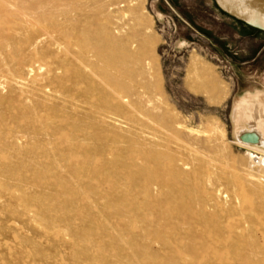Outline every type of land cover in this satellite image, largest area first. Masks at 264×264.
Segmentation results:
<instances>
[{"label": "rangeland", "instance_id": "1", "mask_svg": "<svg viewBox=\"0 0 264 264\" xmlns=\"http://www.w3.org/2000/svg\"><path fill=\"white\" fill-rule=\"evenodd\" d=\"M75 3L83 9L82 14L105 21L115 30L116 36L128 40L133 53H139L144 38L156 37L153 47L139 56L140 66L146 73L143 82L158 84V87L149 88L145 95L156 102L159 113L172 124L178 123V129H172V136L165 140L177 163L185 172L200 171L197 187L194 184L195 189L188 196L191 200L224 206L226 195L239 193L243 184L248 189L251 182L246 176L247 170L252 175L251 180L259 177L252 181L262 187L258 194L250 196L244 213L239 209L212 211L215 221L209 227L210 243L204 248L206 251L199 245L196 264H240L241 254L253 251L256 252L255 262L264 264V156L261 151L249 147L264 149V137L254 125L259 117H264L260 108V102L264 103V32H252L246 25L222 13L213 0H75ZM102 4L105 11L101 9ZM109 4L111 7L107 8ZM193 55L211 67L212 72L215 70L213 73L218 77L222 92L214 100L199 90L188 75ZM50 60H41L40 72L27 79L25 90L30 95L27 104L38 111L53 106V110L46 113L66 128L64 133L75 137L77 131L71 122L72 114L81 103L77 101V95L69 98L70 102L58 101L64 92L62 95L61 88L51 82ZM38 85L46 87V95L36 89ZM19 96H22L19 90L10 87L0 94L6 109L18 105L14 99ZM242 100L254 103L255 118L240 119L238 104ZM148 131L159 138L164 132L155 126ZM210 134L212 139L207 140ZM76 162L83 164L84 158L77 156ZM139 162L144 163L143 160ZM69 171V168L63 169L65 175ZM96 179H82L88 188L82 190L81 198L79 195H60V209L53 213L55 218L51 225L38 217L24 224L21 207L16 210V226L7 216L0 215V264H22L19 252L23 234L30 253L27 264H110L108 262L117 260L120 264H190L186 237L189 226L177 218L172 198L160 192L153 197L137 192L136 201L152 202V207L130 212L131 228L127 227L131 221L129 217L123 218L125 222L119 220L128 245H104L100 227L83 215L84 211L99 214L104 210V197L111 196V187L103 182L101 185ZM71 182L76 187L81 186L77 179ZM101 188L104 189L102 193ZM112 191V194L116 192ZM30 196H35L33 189ZM36 205L35 200L31 202L32 209ZM257 207L260 209L256 210ZM251 214L256 220L249 225L247 217ZM167 215L172 219V226L164 224ZM104 223L108 227L113 225L109 219ZM147 224L152 227L148 228ZM82 230L86 231L88 239L82 236ZM196 231L200 234L202 228L197 227ZM157 232L180 239H172L170 249L161 244L157 236L152 238ZM142 234L149 237L145 239ZM136 249L142 251V256L134 254Z\"/></svg>", "mask_w": 264, "mask_h": 264}, {"label": "bare ground", "instance_id": "2", "mask_svg": "<svg viewBox=\"0 0 264 264\" xmlns=\"http://www.w3.org/2000/svg\"><path fill=\"white\" fill-rule=\"evenodd\" d=\"M100 6L105 11V6ZM110 7L109 4L107 8ZM82 10L75 0H0V94L9 87L22 94L14 99L18 105L13 109H6L0 97V215L7 216L16 226V210L21 207L24 224L38 217L51 225L55 218L53 213L60 209V195H79L81 198L82 190L87 187L82 179L97 178L100 184L103 182L111 187V196L104 197V210L99 214L84 211L83 215L100 227L104 245L121 247L128 245V241L119 220L127 219L130 212L152 207V202L136 201L137 192L148 197L160 192L172 198L177 218L189 226L187 250L190 264H196L198 248L206 251L204 248L210 243L209 227L215 221L212 211L223 208L239 209L244 213L250 196L258 194L262 187L252 181L258 176L251 180L252 175L247 170L246 176L251 182L248 189L243 184L239 193L230 197L224 194L227 197L224 206L191 200L188 196L200 180V171L185 172L177 163L165 140L172 136V129H178V123L172 124L159 113L156 102L145 95L149 88L158 87V84L143 82L146 73L140 66L139 56L153 47L156 37L144 38L139 53H133L128 40L116 36L115 30L105 21L85 16ZM47 58H51L48 70L52 80L49 81L64 92L65 97L58 101L70 102L69 98L77 95V101L81 103L76 105L75 113H71V122L77 131L75 137L64 133L66 128L46 113L53 110V106L38 111L27 104L30 95L25 90L26 81L42 69L39 62ZM189 62L188 75L196 87L207 93L211 100L216 99L222 89L213 73L215 70L212 72L197 55ZM44 88L36 89L46 95ZM260 103L264 112V103ZM64 109L68 111V107ZM253 109V102L242 100L238 104L240 119L255 118ZM254 125L264 137V117H259ZM151 126L162 128L163 136L159 138L148 131ZM211 139L210 134L207 140ZM249 147L261 151L264 156V149ZM77 156L84 158L83 164L76 162ZM64 168H69V174L63 173ZM72 179L81 181V186H74ZM32 189L33 198L30 196ZM112 189L116 194H112ZM34 200L38 205L32 209ZM247 218L249 225L256 220L253 214ZM108 219L113 222L112 226L104 223ZM132 224L131 220L128 229ZM164 224L172 226L168 215ZM147 226L151 228L152 224ZM197 227L202 228L200 234ZM80 233L85 239L88 237L85 230ZM153 235L152 238L157 236L159 242L170 249L172 239H180L161 232ZM141 236L149 237L147 234ZM19 254L20 262L27 264L30 253L24 234ZM134 254L142 256V251L136 249ZM254 255L255 251L243 252L240 264H257ZM108 263L120 264V261Z\"/></svg>", "mask_w": 264, "mask_h": 264}, {"label": "water", "instance_id": "3", "mask_svg": "<svg viewBox=\"0 0 264 264\" xmlns=\"http://www.w3.org/2000/svg\"><path fill=\"white\" fill-rule=\"evenodd\" d=\"M229 17L264 32V0H213Z\"/></svg>", "mask_w": 264, "mask_h": 264}, {"label": "trees", "instance_id": "4", "mask_svg": "<svg viewBox=\"0 0 264 264\" xmlns=\"http://www.w3.org/2000/svg\"><path fill=\"white\" fill-rule=\"evenodd\" d=\"M222 13H224V12H222ZM225 14V13H224ZM227 15V14H226ZM238 22H240V23H242L243 25H246V24H244L243 22H241V21H239V20H237ZM247 26V25H246ZM252 32H255V33H262L261 31H259V30H257V29H255V28H252V27H250V26H247Z\"/></svg>", "mask_w": 264, "mask_h": 264}]
</instances>
